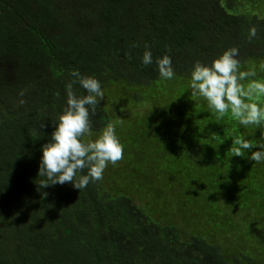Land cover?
Segmentation results:
<instances>
[{
	"label": "trees",
	"instance_id": "trees-1",
	"mask_svg": "<svg viewBox=\"0 0 264 264\" xmlns=\"http://www.w3.org/2000/svg\"><path fill=\"white\" fill-rule=\"evenodd\" d=\"M231 46L245 68L264 62V0H0V264H264V164L231 151L238 135L264 143V128L217 120L188 87L194 62ZM164 54L169 81L155 63ZM73 70L101 81L93 132L116 125L121 161L134 144L127 111L143 122L151 112L141 142L154 136V201L178 206L151 211L108 167L82 190L39 187L40 147Z\"/></svg>",
	"mask_w": 264,
	"mask_h": 264
},
{
	"label": "clouds",
	"instance_id": "clouds-1",
	"mask_svg": "<svg viewBox=\"0 0 264 264\" xmlns=\"http://www.w3.org/2000/svg\"><path fill=\"white\" fill-rule=\"evenodd\" d=\"M257 37V27L250 26L248 39ZM133 46L137 45L133 43ZM141 63L144 66L153 63L152 51L147 44L144 45ZM155 63L162 80L175 78L170 55L164 54ZM258 72H264V62L245 68L239 48L231 46L210 63L194 62L188 87L193 97L206 102L207 109L217 120L230 114L239 126L260 129L264 128V79L257 78ZM70 75L74 79L65 85L62 111L52 120L54 129L48 141L40 147L37 171L40 188L67 183L75 189H85L90 183L103 179L109 164L115 165L123 158L124 145L116 134L114 123H107L98 135L93 132L91 116L105 96L101 81L95 76H84L78 70H73ZM76 84L86 94L77 95L74 91ZM18 95V103L25 104L24 91ZM231 140L233 155L246 156L257 164H264V143L253 142L244 135Z\"/></svg>",
	"mask_w": 264,
	"mask_h": 264
},
{
	"label": "rangeland",
	"instance_id": "rangeland-1",
	"mask_svg": "<svg viewBox=\"0 0 264 264\" xmlns=\"http://www.w3.org/2000/svg\"><path fill=\"white\" fill-rule=\"evenodd\" d=\"M127 110L125 109L124 112ZM128 116V128L127 131H131L134 135L132 142L134 144H129L128 158L124 161H118L115 165H108V173L110 177L114 179L118 185L121 187L130 188V185H133L132 188L135 190L140 189L141 194L136 195V200L139 202H144L145 206L149 207L151 211L154 212V204L160 205L166 208L163 203L172 206V203L178 206L179 202L175 195L173 196H163L162 199L154 201V136L150 142L149 148H146L142 145L143 140L147 139V132L145 130L146 120L148 122L149 114L151 112H145L144 122L141 119L140 121L135 118L139 117L136 114H133V117L129 111ZM139 121V123H136ZM154 123V119L150 124ZM121 139V138H119ZM141 142V145L138 144ZM132 148L135 149L136 153L132 151ZM159 157L161 158L162 151H157ZM206 190V189H205ZM202 191V190H201Z\"/></svg>",
	"mask_w": 264,
	"mask_h": 264
}]
</instances>
